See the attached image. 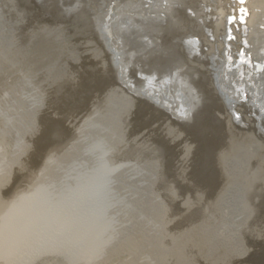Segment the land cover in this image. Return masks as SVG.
<instances>
[{
    "label": "rangeland",
    "instance_id": "rangeland-1",
    "mask_svg": "<svg viewBox=\"0 0 264 264\" xmlns=\"http://www.w3.org/2000/svg\"><path fill=\"white\" fill-rule=\"evenodd\" d=\"M103 2L88 0L64 15L63 7L75 9L76 0H0L10 40L0 44V264H264V184L254 182L249 190L250 197L257 191L262 206L251 198L253 215L245 230L231 220L240 213L225 196L233 193L238 200L241 188L223 172L224 161L240 159L256 141L238 174L250 180L264 173V142L253 121L233 124L216 94L191 117L173 119L129 92L126 79L138 85L150 63L169 69L178 62L179 37L188 22L174 32L163 30L162 49L128 59L125 78L93 27ZM200 68L194 67L200 71L194 80L207 84V69ZM164 76L151 77L148 87L160 85ZM120 89L131 94L125 118L115 125L117 114L111 112L95 123L105 105L107 112L119 106L110 96ZM28 92V101L37 100L34 112L13 106ZM115 126L121 140L105 157L106 173L94 142L111 141L114 136L104 130ZM95 127L105 138L93 137ZM145 170L157 177L147 198L135 196L136 205L128 208L113 199L94 208L91 194L103 188L100 181L115 183L125 174L137 179ZM91 181L94 192L87 190ZM224 196L223 219L216 203Z\"/></svg>",
    "mask_w": 264,
    "mask_h": 264
},
{
    "label": "bare ground",
    "instance_id": "bare-ground-1",
    "mask_svg": "<svg viewBox=\"0 0 264 264\" xmlns=\"http://www.w3.org/2000/svg\"><path fill=\"white\" fill-rule=\"evenodd\" d=\"M86 1L88 0H76L77 8L74 6L75 9H71L73 6L63 7L65 12L62 14L67 15L70 12L78 10ZM123 1L124 3L122 5L116 1V3H111L110 1L104 0L103 3H105V5L102 6L100 4L101 6L97 8L99 12L96 15V19H94V24L97 26V29L100 32L98 33L101 34L104 44L107 45L108 50H111L112 57L117 58V65L120 64L121 67H119L125 75V78V72L128 69L127 64L131 62L128 61V59L131 60L132 58L133 60L134 55L136 54H139L140 57V54L142 55L144 51L149 49L160 50V45H163L164 47L166 40L163 30L168 28V30L170 29L171 32H174L176 26H178L180 22H188V29H186L179 37L181 41L179 47H177V49L180 48L178 50L182 52H179L182 57L177 56L175 61L178 62H176V64L173 63V67L170 66L171 68L169 69H163L159 65L156 66L155 64L150 63L151 65L148 66H150L151 69L147 71L144 81L140 80L138 85H135V83L132 86L127 78L126 83L129 86L128 88H130L134 95H145L158 105L171 111L176 116L188 118L192 116V112L199 103L201 104L203 100L205 101L206 99H208L209 102L215 100V97L210 94L213 95L219 92L222 97L225 98V101L230 108V113L234 115V120L236 122L239 121L243 123L252 120V115H254L255 126L264 132V122L262 120L264 117V91H258L257 93L259 83H264V0H244V3H240V0ZM116 4L121 6V10L118 13H113L111 9L113 10V6ZM230 20L232 22H229ZM2 22L3 21L0 20V44L3 41L4 43L10 41L8 40L9 37L7 38L6 36L7 29L3 26L4 24ZM101 24H103L102 28H100ZM103 30L106 31L104 32ZM173 37L174 36H171L170 39ZM171 44L173 46V43ZM102 46L103 45H101V47ZM123 46L125 48H123ZM126 46H128L129 49H127ZM126 53L128 55L125 58L124 55ZM151 55L153 54H150V56ZM159 58H157V60ZM122 61L124 62L123 64H121ZM151 62H153V60ZM196 62L199 63V65H197ZM195 66L199 68L201 67L200 69H202V72L207 69L205 71V74L207 73L206 77H208L207 84L201 83L199 77L194 80V77L197 76L198 72L200 73L199 70L194 69ZM162 73L165 74V76L161 78V80L163 79L164 81H159L161 83L160 85H153V89L149 88L147 84L151 83V77L160 76ZM205 80H207V78H205ZM121 91L122 93L117 92V94L110 96L112 98L111 101L113 102V100H115L119 106L114 105L111 108L114 110L110 111L108 109L107 112L105 111L107 109L105 105L102 110L103 113L101 118H98V120L96 119L97 121L95 123H99L100 121L104 122L111 112H116L115 114H117L115 116V125H117L116 122L122 115H124L125 118L127 112L124 113L123 108H126V103L131 99H129V92L125 91V89L124 91L123 89ZM29 93L30 92L26 95L27 97L25 100H16L13 106L18 109H25L26 111L34 112L37 100L32 99L31 102L28 101V97L30 96L31 98L32 96L31 93ZM245 102L247 103L249 110L243 109L242 111L241 106L243 107ZM239 104L240 109L237 107ZM96 127L94 128V131H92L93 137L96 139L98 137L102 139L105 138L102 136V131L95 134ZM110 127L107 131V128H105L104 132H108L109 135L112 134L114 136L111 141L104 143L100 139L99 142H94L95 148L93 153L99 155L98 157L100 158L101 166H103L102 164H105L107 153L120 143L121 140V134L117 131V127L115 126L113 129ZM86 133L87 127L84 131L85 136ZM257 139L264 142L263 139ZM254 144H256V142H253L248 146L255 150L256 148ZM81 151L82 143H80L78 155H80ZM235 158L236 157L227 159L223 162V172L229 176L227 178L228 182H231V179H235L238 182V185L241 188L238 191L239 201L233 193L229 195L225 194V196H228L227 201L230 202V206H234L235 211L240 213V216H234L231 220L237 222V225L240 228L246 230L248 216L252 218L253 215L254 204L251 203L253 197L257 200V202L252 200L253 203H256L257 207L262 206L261 203H258L260 198L257 191H254L255 194L252 192L254 195L250 197L249 195H251V192H249V190L254 182L259 184L260 182H263L264 184V173L256 178L253 177L250 180L244 179L245 176L239 175L238 172L241 171L243 164L248 157H246L245 160L243 158ZM83 164L85 165V162ZM81 169H85V166H82ZM84 171L85 173L86 171L88 172V167ZM101 171L107 173L106 166L105 168L101 167ZM156 175L157 170L155 176ZM252 175H254V173ZM93 176L91 177L92 180L95 178ZM120 178L119 181H116L115 183H102L100 181L99 185H102L103 188L101 190L99 189V192H94L96 190H93L94 183L91 181L93 184L87 190H93L94 192V194H91L94 208L101 207V205L109 199H113L117 204L124 206L123 208H125V206L127 208L131 207L135 204H131V201L135 200V196H138L141 201L142 198H147L148 194L152 192V184H154L157 177L153 178L150 171L145 170V172H142L137 179L129 174L122 175ZM248 178L250 177L248 176ZM88 182L87 184H89ZM257 185L254 186L256 187ZM260 185H262V183ZM97 187L98 185L96 188ZM70 188L73 187L71 186ZM107 192L110 194L108 195ZM225 196L221 199V205H219L220 201L216 203V209L219 212L220 218H223V215L226 212V210L222 208L223 202H225ZM260 209L263 208L260 207ZM245 223L247 224L246 227ZM225 227L226 226L223 228L226 229ZM233 244H236V242Z\"/></svg>",
    "mask_w": 264,
    "mask_h": 264
},
{
    "label": "water",
    "instance_id": "water-1",
    "mask_svg": "<svg viewBox=\"0 0 264 264\" xmlns=\"http://www.w3.org/2000/svg\"><path fill=\"white\" fill-rule=\"evenodd\" d=\"M81 7V6H80ZM93 27H94V29L97 31V33L99 32V30L97 29V26L94 24V20H93ZM101 32H103V31H101ZM100 33V32H99ZM98 33V34H99ZM99 37L101 38V34H99ZM102 39V38H101ZM102 41H103V39H102ZM106 45V44H105ZM107 46V45H106ZM108 48V47H107ZM177 56H179V55H177ZM175 59H176V55H175ZM257 85H258V83H257ZM262 88H264V83H259V86H258V90H257V93H258V91L259 92H263L264 91V89H262ZM126 89L127 90H129V88L128 87H126ZM129 92H131V91H129ZM133 94V93H132ZM216 94V93H215ZM140 98H142L143 100H145V101H147L149 104H150V106L152 105V107H154V108H156V109H158V110H160V111H162L163 113H165V114H167L169 117H172L173 119H176L177 117H176V115L175 114H173L172 112H170L169 110H167V109H165V108H163L162 106H160V105H158L157 103H155L154 101H152L150 98H148V97H146L145 95H142V94H137ZM216 96H217V98H218V100H220V102L222 103V105L224 106V109L228 112V114H229V116H230V120H231V122L233 123V124H238V123H240L239 121H235L234 119H235V117H234V115L232 114V113H230L231 111H230V108H229V106L227 105V103H226V101H225V98L224 97H222V95L218 92L217 94H216ZM242 102H243V100H242ZM245 105H243V107L241 106V108L242 109H247V110H249V108H248V106H247V103L245 102L244 103ZM129 107H130V101L129 102H127L126 103V108L124 109L123 108V110H124V113H126L128 110H129ZM237 107L240 109V104L239 105H237ZM246 107V108H245ZM257 110V109H256ZM252 117H253V119H252V121H253V123H254V119H255V117H254V115H252ZM262 120H263V122H264V117L262 118ZM253 130H254V133L257 135V136H259L260 138H264V132L261 130V129H259L258 127H256L255 126V124H254V127H253ZM255 141V140H254ZM256 142V141H255ZM255 145V147H257V143L256 144H254ZM253 149L250 147V146H248L247 147V149H246V151L244 152V153H242V155H241V158H243L244 160H245V158L246 157H249L250 155H251V151H252ZM238 156V155H237ZM237 156H236V158H237ZM235 158V159H236ZM103 166H101V167H104L105 168V164H102ZM258 188H256L255 190H257ZM253 200L255 201V199H254V197H253ZM249 217V216H248Z\"/></svg>",
    "mask_w": 264,
    "mask_h": 264
},
{
    "label": "snow or ice",
    "instance_id": "snow-or-ice-1",
    "mask_svg": "<svg viewBox=\"0 0 264 264\" xmlns=\"http://www.w3.org/2000/svg\"><path fill=\"white\" fill-rule=\"evenodd\" d=\"M240 3H244V0H240ZM229 22H232L231 20ZM243 22V21H242ZM234 38V37H233ZM4 195H7V193H4Z\"/></svg>",
    "mask_w": 264,
    "mask_h": 264
}]
</instances>
